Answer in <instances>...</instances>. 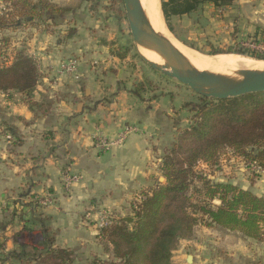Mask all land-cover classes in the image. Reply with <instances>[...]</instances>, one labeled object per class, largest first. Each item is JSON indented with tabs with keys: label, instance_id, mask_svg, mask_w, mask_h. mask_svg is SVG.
<instances>
[{
	"label": "crops",
	"instance_id": "1",
	"mask_svg": "<svg viewBox=\"0 0 264 264\" xmlns=\"http://www.w3.org/2000/svg\"><path fill=\"white\" fill-rule=\"evenodd\" d=\"M42 1L66 12L53 20H34L16 30L0 31V38L11 37L14 33L25 36L22 45L26 54L37 62L40 74L33 101L51 103L48 113L34 114L21 102V96L7 98L0 94V264H34L35 255L41 257L53 250L72 253V264H88L96 258L104 261L109 257L97 238L98 230L84 224V214L106 204L112 209L118 208L122 220L131 219L130 206L136 195L149 191L155 181L160 183L163 178L159 164L163 151L158 152L156 165H143V169L132 177L134 181L129 180V184L138 183L133 185L136 187L133 198L126 196L123 189L119 193L101 192L103 189L96 185L101 160L92 141V134L98 128L93 123L99 116L97 103L103 100L114 102L116 96L114 92L105 94L106 88L101 90L104 94L93 93L92 87L83 95L80 91L86 89H78L73 79L62 75L59 65L69 55H77L82 62L81 72L88 78L87 67L89 60L93 59L89 55L96 53L103 62H117L121 68L119 62H128L127 58L120 61L116 54L124 53L121 48L131 46L129 29L126 20L118 23L110 13L103 14L109 8L110 0H105L102 5L101 0H94L93 3L103 10L85 18L79 16L75 5L71 7L68 0ZM203 15L207 24L223 22L237 40L261 39L264 32V0H229L221 10L208 4ZM87 20L96 26L85 28ZM190 21L187 17L172 21L177 36L188 40V30L202 31L193 23L187 25ZM66 25L71 26L68 32ZM172 37L175 38L173 34L169 38L176 43ZM20 48L18 44H10L7 48L10 61ZM110 72L114 74L117 70L110 69ZM104 74L107 75V71ZM99 75L102 77L101 72ZM98 80L104 81L102 78ZM120 82L112 87L113 90ZM84 97L85 101L91 97L94 106L83 105ZM5 110L11 112L12 117L2 115ZM2 133L11 134L12 142L6 143ZM133 141L134 137H131L124 149L130 150L129 146L133 149ZM144 158L150 159L147 153ZM106 164L110 168L108 173L114 170L110 160ZM66 167L80 176L88 175L89 182L84 184L81 181L66 190L61 180ZM121 171L128 173L129 168ZM124 185L128 186L124 182L120 187ZM240 188L264 198V185ZM48 198L52 199V205L43 204ZM25 254L31 257L25 259ZM171 264H264V243L244 238L237 232L198 226L191 240L178 243L172 252Z\"/></svg>",
	"mask_w": 264,
	"mask_h": 264
},
{
	"label": "trees",
	"instance_id": "2",
	"mask_svg": "<svg viewBox=\"0 0 264 264\" xmlns=\"http://www.w3.org/2000/svg\"><path fill=\"white\" fill-rule=\"evenodd\" d=\"M228 1L160 0V6L168 31L186 47L210 56L235 54L264 61V55L244 49L240 41L222 50L206 39L210 49L203 51L176 35L171 25L174 19L187 17L202 30L207 24L203 15L206 5L221 10ZM0 2L9 6L0 15V31L16 30L34 20H53L66 12L42 0ZM122 5V0H110L107 8L118 23L125 21L120 11ZM261 40L264 41V32ZM8 44L9 38H0V94L7 98L21 96V102L34 114L48 113L51 103L33 101L40 79L36 61L22 47L7 63ZM121 50L124 53L116 56L123 61L129 55L133 62L128 67L139 74L140 80L136 76L128 84L118 83L117 87L128 93L136 104L147 98L170 100L173 96L164 94V88L170 84L175 89L182 87L153 70L150 75L144 73V64L132 46ZM195 96V100L182 104L188 109L187 128L177 132L160 156V172L165 182L155 181L149 191L136 195L130 206L131 223L115 217L112 224L97 229V238L109 258L104 261L96 258L88 264H171L172 252L178 243L191 240L198 226L237 232L244 238L264 243V198L230 182H217L209 173L217 169L220 158L227 153L246 165L264 169V93L227 100ZM30 257V254L24 255L25 259ZM33 258L34 264L73 263V254L66 250H53Z\"/></svg>",
	"mask_w": 264,
	"mask_h": 264
},
{
	"label": "rangeland",
	"instance_id": "3",
	"mask_svg": "<svg viewBox=\"0 0 264 264\" xmlns=\"http://www.w3.org/2000/svg\"><path fill=\"white\" fill-rule=\"evenodd\" d=\"M68 1L71 7L75 5L73 7H76V11H78L79 16H82L83 18L91 14L94 16L98 15L103 10L102 7H97L98 5L96 6L95 3H93L94 0H89L92 3L85 0ZM101 1V5L106 2L105 0ZM107 13H109V11H103V14ZM65 15L67 16V14ZM191 23L192 20L187 25L190 26ZM163 25L165 27L164 20ZM95 26L96 24L90 20H87V22L84 24L85 28L89 27L90 29ZM229 29L227 30L226 25H224L223 22L213 21L211 24H206L200 33L193 30H188V41L194 43L197 48L203 51H209L210 47L207 46L205 41L206 39H210L214 44V47L227 50L230 47H233V43L237 41H240L241 43L244 41V39L237 40V38L233 35L234 32H231ZM66 30L67 32L70 31L71 26L66 25ZM167 34L170 37L168 32ZM4 35L6 34L4 33ZM24 37L25 36L14 33V35L9 39L8 47H10V44L13 43V45L18 44L19 47L24 48L22 45V43H24ZM56 39L58 38L56 37ZM250 40H257V38ZM176 44L185 48L186 50L194 52L197 55L205 56L186 47L178 40L176 41ZM133 51L135 52L134 48ZM140 53L143 56L145 55L143 52ZM89 56L93 59L89 60L90 65L88 66L89 68L87 67L89 73L88 78L81 72L82 62L77 55H69V58L67 57V59L61 63H64L67 70L62 71L61 74L73 79L78 89L81 90V88L84 87L86 90L80 91V93L83 95L85 93H89V91H91V87L93 88V93L97 91L98 94H101V90L103 88L107 89L105 94L110 95L114 92V95L116 96L114 102H107L103 100L102 102L97 103L99 116L97 117L96 122L93 123V125L96 126V129H98L92 134V141L95 152L99 154L101 160L100 164H98V169L101 173L99 174V178L96 181V185L99 184V189H103L101 191L102 193H107L108 191L119 193L123 189L124 193H126V196L133 198L136 193V187L133 188V185H137L138 183L129 184L128 182L131 180L134 181L132 177L136 175L139 169H143V165H156L157 156H159L158 152H160V150L164 151L169 146L179 130H184L187 128L189 119V115L187 114L188 109H184L182 104L195 100L196 96L192 92H188L186 89L182 88L184 86L175 89L172 87L173 85L170 84L164 88V94L167 93L173 96V98L170 100L161 97L152 100L147 98L143 103L135 104L133 103V98L129 97L128 93L125 91L120 90V88L117 87L113 90L118 81H124L128 84L129 80L134 79L136 76L138 80H140V77L138 76L139 74L136 73V71L132 72L131 68L126 65L133 62L130 56H127L128 62L122 63L123 65L119 62V65L122 66L121 68L117 65V62H114V64L112 61L107 63L103 62L102 59H100L101 56L96 55V53H93V55L90 54ZM137 66L140 67L138 64ZM144 67V73L150 75L152 73L151 69L145 64ZM110 69H116L117 73H111ZM106 71L108 73L107 75L104 74ZM100 72L102 77L99 75ZM100 78H102L104 81L101 82L98 80ZM157 93H159V91H157ZM131 99L133 101H131ZM85 100L86 99L84 97L82 102L83 105L88 107L91 105L94 106L95 102L91 100V97H89V100ZM2 115L12 117V113L6 110L2 111ZM56 119H58V117ZM131 137H134V141L131 142L134 147L132 149L129 146L130 150H126L124 147L127 146L126 143ZM146 153L150 157L148 160H145L144 158ZM112 154L114 156H111ZM107 160H110L112 165L115 167L114 170L109 171V173L108 170H110V168L106 167L108 166L107 164L105 165ZM125 168H129V174L126 173V171H121V169ZM199 168L204 169L203 166H199ZM151 170L153 171L154 168L151 167ZM209 173L211 175V179L213 178L215 181L221 180L230 182L244 188H254L256 184L259 185L260 188L264 185L263 172L254 171L253 168L248 167L240 159L234 158L230 153L222 156L217 169L210 170ZM61 180L62 185L68 191L73 187V185L78 184L81 181L84 184H86V181L89 182L88 175L85 176V174H83L80 176L75 174L69 167H66L62 172ZM124 182L128 186L124 185L125 187H120V184ZM52 203V199L49 198L43 202L44 205H52ZM117 209L118 208L112 209L106 204H100L99 206L95 207L94 210L90 209L84 214V224L98 229L100 218H103L105 214H108V216L112 217L113 219L115 217H120L121 212H119Z\"/></svg>",
	"mask_w": 264,
	"mask_h": 264
},
{
	"label": "water",
	"instance_id": "4",
	"mask_svg": "<svg viewBox=\"0 0 264 264\" xmlns=\"http://www.w3.org/2000/svg\"><path fill=\"white\" fill-rule=\"evenodd\" d=\"M122 4L131 37V46L135 49V54L142 63L151 70L205 99L227 100L264 93V68L241 70L232 76L197 69L163 35L153 29L139 0H122ZM170 35L172 34L170 33ZM141 51L156 56L161 62L156 63L146 59L141 55ZM200 54L208 57L218 56ZM163 182L164 179L161 178L160 183ZM123 221L132 222L130 218H125Z\"/></svg>",
	"mask_w": 264,
	"mask_h": 264
},
{
	"label": "bare ground",
	"instance_id": "5",
	"mask_svg": "<svg viewBox=\"0 0 264 264\" xmlns=\"http://www.w3.org/2000/svg\"><path fill=\"white\" fill-rule=\"evenodd\" d=\"M139 1L153 29L163 35L177 51L181 52L191 62V64L195 68L228 76H232L241 70H260L264 68V62L255 61L250 58L242 57L240 55L230 54L219 55L216 57H205L197 55L190 50H186L185 48L178 46L169 38L165 30L159 0ZM141 52L145 53L144 57L146 59L154 61L156 63L161 62L156 56L145 51Z\"/></svg>",
	"mask_w": 264,
	"mask_h": 264
},
{
	"label": "built area",
	"instance_id": "6",
	"mask_svg": "<svg viewBox=\"0 0 264 264\" xmlns=\"http://www.w3.org/2000/svg\"><path fill=\"white\" fill-rule=\"evenodd\" d=\"M8 10H9V6L7 4H4V3L0 2V15L5 14ZM241 45H242V47L244 49H248V50L254 51V52L258 53V54L264 55V41H262L261 39L244 40ZM9 61H10V58L8 57L7 63ZM59 71H60V73L62 71H67L66 70V66L64 65V63L59 65ZM2 137H3V140L6 143L12 142V136L10 134H8V133H2ZM247 166L250 167V168H253L254 171H259V172H263L264 173V169H262L260 167H257L255 165H247ZM113 220L114 219L112 217L108 216V214H105V216L103 218H100L98 229L106 227V226L112 224Z\"/></svg>",
	"mask_w": 264,
	"mask_h": 264
}]
</instances>
